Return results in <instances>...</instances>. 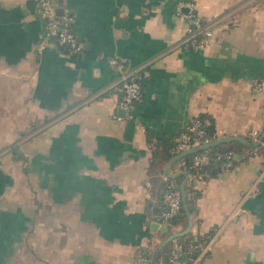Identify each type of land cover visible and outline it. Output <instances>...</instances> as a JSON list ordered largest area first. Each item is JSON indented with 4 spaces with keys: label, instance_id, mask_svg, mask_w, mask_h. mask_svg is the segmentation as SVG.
Returning a JSON list of instances; mask_svg holds the SVG:
<instances>
[{
    "label": "crops",
    "instance_id": "1",
    "mask_svg": "<svg viewBox=\"0 0 264 264\" xmlns=\"http://www.w3.org/2000/svg\"><path fill=\"white\" fill-rule=\"evenodd\" d=\"M184 1L57 0L83 43L66 52L39 48V0H0V264H140L164 232L148 135L200 113L219 137L264 135V0H192L214 32L195 47ZM130 70L143 98L120 114ZM197 187L192 229L213 231L201 264H264V156Z\"/></svg>",
    "mask_w": 264,
    "mask_h": 264
},
{
    "label": "built area",
    "instance_id": "2",
    "mask_svg": "<svg viewBox=\"0 0 264 264\" xmlns=\"http://www.w3.org/2000/svg\"><path fill=\"white\" fill-rule=\"evenodd\" d=\"M39 5L41 16L45 18L39 48L42 49L45 45L54 42L58 46L65 47L70 51H81L83 49V43L75 30V16L64 9L62 14L58 13L57 0H39ZM180 6L189 8L185 13L188 20L187 30L181 43L188 47L190 45L201 46L210 41L214 35L211 23L208 20H203V17L196 12L194 2L187 0L182 2ZM111 63L118 67L121 66L116 57L111 59ZM118 90L120 94L119 105L124 109L133 107L135 105L134 103L142 97L139 71H123L119 78ZM211 123H213V120L209 116L203 119L193 117L187 122L186 128L175 137L173 152L178 155L186 149L207 145L214 141L210 136L204 135V127ZM216 135H218L217 130ZM191 153H193L191 165L188 166L186 160H181L176 169H184L186 167L200 169L204 165L214 163L212 165L220 166L225 170L232 167L233 164L230 152L211 151V146L198 149ZM206 171H192L190 169L187 173L188 181L192 182L194 186H197V183L207 180ZM163 177L169 180V186L163 198L166 209H163L157 215L156 220L160 225H168L171 228L170 218L181 208L183 190L174 176L165 174ZM257 188L252 189L250 195H255L258 190ZM193 233L196 234L197 230H193ZM212 238L202 246L200 252L196 255H194L196 246L191 240L176 239L169 250L168 264H201L203 257L210 250ZM149 261L150 258L148 255L140 256V264H148Z\"/></svg>",
    "mask_w": 264,
    "mask_h": 264
},
{
    "label": "trees",
    "instance_id": "3",
    "mask_svg": "<svg viewBox=\"0 0 264 264\" xmlns=\"http://www.w3.org/2000/svg\"><path fill=\"white\" fill-rule=\"evenodd\" d=\"M43 23L45 24V18L42 16ZM203 20H206L202 18ZM188 47H195L194 45H190ZM64 51H70L65 47H61ZM141 91L142 97L139 101L135 102L136 105L143 98V87L141 83ZM120 95V94H119ZM211 117L213 123L204 127L205 136H210L212 140H216L219 138L216 135V127L215 120L212 115L209 113H200L197 118L203 119L204 117ZM186 124H184L176 133L173 134H159V135H148V141L153 147V155L149 167L150 174V190L152 195V205L154 214L153 216L157 219V215L163 210L166 209V204L163 200L164 193L168 189L169 180L165 179L163 175L174 176L177 180L178 184L182 186L184 189V195L182 197V205L178 212L170 218L171 228L167 232H163L162 240L154 252L146 253L150 258L148 264H158V259L160 257L164 258V261L168 264V254L171 245L174 243L176 239H186L191 240L196 246L194 255L200 252L202 246H204L213 236V231L209 232H201L197 230V233H193V229L191 228L188 232L182 235H175L184 229H186L189 225L190 217L193 219L198 211L197 200L201 196V189L197 186H194L192 182L188 181L187 173L190 171H206V178H210L218 175L223 169L220 166L212 165H204L203 168L194 169V168H180L176 169L174 172L166 171V163H169L170 160L176 156L173 152V147L175 145V137L186 128ZM246 140L250 143L242 142L239 140H232L228 142H222L216 145L211 146V151H223L230 152L231 158L233 161L232 167L240 161L241 159H247L255 154H262L264 156V135L258 133L256 137L249 136L246 137ZM258 141V142H257ZM257 144H254L256 143ZM236 154H239V157H236ZM193 159V153H188L178 160H176L170 167H177L181 160H186L188 166L191 165ZM216 164V163H215ZM168 165V164H167ZM169 167V168H170ZM231 168V167H230ZM151 201V200H150ZM180 226L179 230H172L174 227ZM155 259V261H153Z\"/></svg>",
    "mask_w": 264,
    "mask_h": 264
},
{
    "label": "water",
    "instance_id": "4",
    "mask_svg": "<svg viewBox=\"0 0 264 264\" xmlns=\"http://www.w3.org/2000/svg\"><path fill=\"white\" fill-rule=\"evenodd\" d=\"M183 10L185 11H188L189 8L188 7H183L182 8ZM58 13L62 14L63 13V8L59 7L57 9ZM119 112L120 114H125V109L124 108H120L119 109ZM229 140H240V141H243V142H246L247 144H250L249 142L245 141V139L243 137H240V136H237V135H228V136H225V137H219L218 139L210 142L209 144L207 145H202V146H198V147H193V148H189V149H186L184 150L182 153L176 155L175 157H173L170 162L168 163L167 165V168H166V171L169 170V167L176 161L178 160L179 158H181L182 156L188 154V153H191V152H194L198 149H202V148H205V147H208V146H213V145H216V144H219V143H222V142H225V141H229ZM258 142V141H257ZM254 143V144H257ZM236 157H239V154H236ZM183 190V195H184V189L182 188ZM192 225H193V219L190 217V220H189V225L186 229L178 232V233H175V235H182V234H185L186 232H188L191 228H192ZM152 228L153 229H157V228H160L162 231H168L170 229V227L168 225H161L160 226V223L158 221H155L152 223ZM153 261H155V259H153Z\"/></svg>",
    "mask_w": 264,
    "mask_h": 264
},
{
    "label": "rangeland",
    "instance_id": "5",
    "mask_svg": "<svg viewBox=\"0 0 264 264\" xmlns=\"http://www.w3.org/2000/svg\"><path fill=\"white\" fill-rule=\"evenodd\" d=\"M173 230V229H172Z\"/></svg>",
    "mask_w": 264,
    "mask_h": 264
}]
</instances>
